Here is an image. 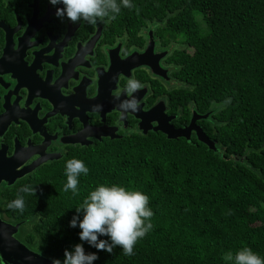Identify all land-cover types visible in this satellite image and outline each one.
I'll return each mask as SVG.
<instances>
[{
	"label": "trees",
	"instance_id": "obj_1",
	"mask_svg": "<svg viewBox=\"0 0 264 264\" xmlns=\"http://www.w3.org/2000/svg\"><path fill=\"white\" fill-rule=\"evenodd\" d=\"M77 3L129 37L164 30L171 113L201 116L211 146L152 134L65 158L8 190L10 221L60 264H264V0Z\"/></svg>",
	"mask_w": 264,
	"mask_h": 264
},
{
	"label": "flooded vegetation",
	"instance_id": "obj_2",
	"mask_svg": "<svg viewBox=\"0 0 264 264\" xmlns=\"http://www.w3.org/2000/svg\"><path fill=\"white\" fill-rule=\"evenodd\" d=\"M77 1L0 0V264H60L26 221H10L9 189L109 143L166 137L155 121L179 130L195 114L184 124L171 113L175 44L164 30L129 37Z\"/></svg>",
	"mask_w": 264,
	"mask_h": 264
},
{
	"label": "water",
	"instance_id": "obj_3",
	"mask_svg": "<svg viewBox=\"0 0 264 264\" xmlns=\"http://www.w3.org/2000/svg\"><path fill=\"white\" fill-rule=\"evenodd\" d=\"M157 107H155L153 110H156ZM197 115H193L188 126H186L185 128L183 129H179V130H175L170 124H168V119L166 118V121L164 122L165 125H162L160 123L159 120L155 121L156 122V127H154V131H159L163 134L166 135V138L167 139H170V140H176V139H179V138H184V139H188V136H189V133L191 131H196V134L198 136V139H200L201 141H204L209 147L211 146L209 140L207 138H204L202 135H201V132L195 128L194 126V121L196 119ZM201 117V116H199ZM14 179H11L9 182V184H11L13 182ZM3 224L0 222V225ZM10 226V225H9ZM1 228V226H0Z\"/></svg>",
	"mask_w": 264,
	"mask_h": 264
},
{
	"label": "rangeland",
	"instance_id": "obj_4",
	"mask_svg": "<svg viewBox=\"0 0 264 264\" xmlns=\"http://www.w3.org/2000/svg\"><path fill=\"white\" fill-rule=\"evenodd\" d=\"M173 88H175V87H173ZM172 89V88H171ZM215 107H219V105H216Z\"/></svg>",
	"mask_w": 264,
	"mask_h": 264
}]
</instances>
